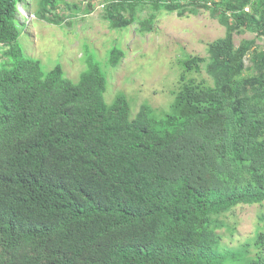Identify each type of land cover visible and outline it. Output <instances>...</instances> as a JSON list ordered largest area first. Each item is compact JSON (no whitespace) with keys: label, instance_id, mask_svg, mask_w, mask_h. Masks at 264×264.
<instances>
[{"label":"trees","instance_id":"obj_1","mask_svg":"<svg viewBox=\"0 0 264 264\" xmlns=\"http://www.w3.org/2000/svg\"><path fill=\"white\" fill-rule=\"evenodd\" d=\"M0 0V264H264V230L224 250L221 218L264 204V0H114L106 20L151 31L160 12L209 11L226 29L208 58L180 61L169 111L127 94L108 103V76L86 48L78 82L19 49V6ZM87 2L92 13L97 0ZM65 0H40L61 24ZM249 9V11H247ZM52 12L53 18L47 16ZM245 32L257 39L236 46ZM121 47L109 65L120 66ZM205 71L210 80L190 78ZM264 223V216L261 217ZM248 248H252L250 251ZM251 254V255H250ZM253 255V257H252Z\"/></svg>","mask_w":264,"mask_h":264},{"label":"rangeland","instance_id":"obj_2","mask_svg":"<svg viewBox=\"0 0 264 264\" xmlns=\"http://www.w3.org/2000/svg\"><path fill=\"white\" fill-rule=\"evenodd\" d=\"M114 0H97L90 14L84 0H65L57 12L61 24L48 22L39 16L40 0H28L19 6L22 21L20 52L41 62L46 72L61 64L65 76L78 82L86 69V48L102 63L108 76L106 99L112 103L124 93L130 98L134 115L142 107L151 105L157 114L169 111L183 73L180 61L187 57L208 58V48L226 35V29L209 11L186 13L160 12L156 14L151 31L141 24L150 19L153 11L146 8L139 21L126 30H114L106 20V5ZM53 18L52 12L47 16ZM257 39L256 34L245 32L235 36L236 46L245 40ZM264 50V38L257 39ZM121 47L125 58L117 68L109 63L110 52ZM7 48L0 47V65L8 60ZM190 78L210 80L205 71ZM263 205H241L223 216L226 224L219 231L224 250L241 251L264 230L261 217ZM250 251L253 249L248 248ZM251 255V254H250ZM253 257V255H252Z\"/></svg>","mask_w":264,"mask_h":264},{"label":"built area","instance_id":"obj_3","mask_svg":"<svg viewBox=\"0 0 264 264\" xmlns=\"http://www.w3.org/2000/svg\"><path fill=\"white\" fill-rule=\"evenodd\" d=\"M247 11H249V9Z\"/></svg>","mask_w":264,"mask_h":264},{"label":"clouds","instance_id":"obj_4","mask_svg":"<svg viewBox=\"0 0 264 264\" xmlns=\"http://www.w3.org/2000/svg\"><path fill=\"white\" fill-rule=\"evenodd\" d=\"M151 106V105H150ZM134 108V107H133Z\"/></svg>","mask_w":264,"mask_h":264}]
</instances>
